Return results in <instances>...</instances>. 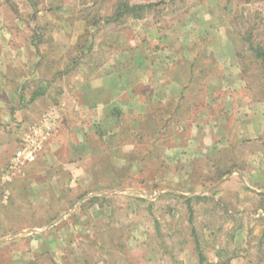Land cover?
<instances>
[{"label":"rangeland","instance_id":"374dc122","mask_svg":"<svg viewBox=\"0 0 264 264\" xmlns=\"http://www.w3.org/2000/svg\"><path fill=\"white\" fill-rule=\"evenodd\" d=\"M101 1H106V7L110 5L113 8L118 0ZM131 1L154 3L157 7L143 21L127 19L120 25L104 27L98 34L94 33L93 41L96 43L92 54H87L89 50L83 45V40L90 39L87 35L89 29L95 31L94 26L98 25H90L85 30L82 42L78 44L80 49L74 47L69 55L66 50L67 56L62 54L57 58L53 57L54 52L49 51L47 57H39L38 65L34 63L37 61L34 53L33 56L29 52L13 54L0 43V176L20 149L24 133L52 108L62 112L64 117L60 130L47 144L48 150L52 152L55 149V153L46 160L49 164L56 163V157L61 160L59 154L63 153L61 156L71 157L68 146L58 142L56 135L59 133V138L66 141L74 139L70 136L69 124L74 109L67 101L72 103L75 96V90L71 89L81 86L77 77L84 76L77 74L79 70L83 69L85 73L92 64L98 67L107 60L109 65L111 59L119 60L121 53L128 48L130 51L137 48L139 53L147 55L148 65L155 67L148 70L147 76L141 74L140 77L145 82L149 78V84L141 91L142 94L145 92L142 99L151 102L153 90H160L159 70L163 72L165 68L178 67L173 71V77H176V71L185 65L184 60L190 63L194 56H199L203 62H198L197 67L208 66V70L214 72L209 83H215V86L222 80L232 83V89L225 93L215 90V86L210 88L208 100L212 106L204 121L193 122L196 116L193 112L189 114L190 127L192 123H204L203 137L200 140L196 138V132L192 137V129L178 132L181 128H171L169 124L159 139L144 138L138 149L145 158V166L140 168L137 164L130 168L128 175H133L123 181L122 186L120 181H111V178L107 185L97 184L92 190L108 192L110 197L107 201L96 202L98 208H106L107 213L98 214L92 220L97 226L93 243L83 244L75 240L72 246L65 244L66 264H200V251L206 258L204 264L221 261L227 264H264V196L259 195L264 193V79L255 64L250 69L251 76L243 74L242 65L235 55L236 48L243 49L244 55L248 56L247 65L251 62L247 44L238 43L241 39L239 33H245L250 27L254 28L256 42L264 44V1L250 4L228 3V0ZM0 2L5 4L0 5L1 15L26 19L28 25L34 14L31 8H27L30 12L26 10L27 3L40 4V0ZM5 7L7 11H4ZM29 27V30L36 29L37 34L33 30L32 36L44 31L48 34L53 32V28L46 24ZM11 29L17 43L24 45L26 34L23 32L27 27L22 31L16 27ZM67 65L70 73L60 75L44 96L32 101V93L40 90L41 79L48 78L45 73L65 70ZM169 72L166 81L173 78ZM249 77H252L251 83L246 79ZM229 95L234 99L231 109L235 107V110L228 116L223 112L222 102ZM213 107L215 114L212 113ZM224 115L230 121L225 129L217 127L219 117ZM217 130L223 131L222 153L212 150ZM117 144L120 148L119 141ZM197 144L208 150L198 158L194 154ZM122 145L135 147V139L124 137ZM176 148H179L177 152L174 151ZM108 149L112 150L110 145ZM154 160L155 166H160L159 171L154 168ZM24 168L17 171L13 179L26 173ZM231 168L232 172L223 175L225 181L221 182L219 176ZM120 174L118 176L125 175ZM52 175L45 174L44 177L51 179ZM94 182L91 179V189ZM88 186L77 189L55 185V191L45 188L48 207L30 206L25 209L42 211L40 221L50 220L52 216L47 218V213L54 215L60 209L88 210L92 204L78 206L77 203L79 195L88 192ZM57 195L64 196L65 200L57 202ZM122 195L125 198H121ZM176 195L199 200L188 203ZM205 196L208 198H203ZM0 205L1 210L10 209V205ZM51 254V251L48 255L37 253L36 264H45ZM56 260L62 263L61 255ZM46 264L57 262L51 259Z\"/></svg>","mask_w":264,"mask_h":264},{"label":"crops","instance_id":"0c3cea01","mask_svg":"<svg viewBox=\"0 0 264 264\" xmlns=\"http://www.w3.org/2000/svg\"><path fill=\"white\" fill-rule=\"evenodd\" d=\"M1 4L5 5L0 2V5ZM105 5H107L106 1L104 2L101 0H40V4L37 5L38 7L36 4L34 5V3L28 2L26 10L28 11L27 8H31L32 14H34L32 22H30L29 25L33 27L37 25L40 27V25L46 24L48 27L53 28L52 34H48L47 31H44L37 36H32L36 29L33 28L29 30L30 27L26 19L24 21L19 17L12 19L1 15L2 6H0V43L3 45V48L4 46L5 48L7 47L13 54L20 55L24 52H29L33 56L34 53V57L37 58V61L34 63L38 65L40 63L39 57H42V55L47 57L46 55L49 51L54 52V58H57V55L62 56V54L64 57L67 56L66 50H68L69 55L70 51H72L74 47H78V44L82 42V36L85 30L88 29L90 25L92 26V19L102 18L98 26H94L96 28L95 31L89 29L90 32L87 35L90 36V39L83 40L86 43L85 46H87L89 50L87 54H92L96 43L93 39L96 34L104 27H114L115 25L122 24H108L107 18L103 17L108 15V11L110 13L112 7L110 5L106 7ZM4 11H7L6 7ZM143 20L144 19L136 21ZM12 27H16L21 31L27 27V30L23 32L26 34L24 45H19V43H17V37L15 35L12 36ZM4 31H6V33ZM35 33L37 34L36 31ZM94 33L96 34L93 35ZM30 36L32 37L30 38ZM78 48L80 49V47ZM129 51L128 48L122 52L119 60L111 59L109 65L107 60L105 64H99L98 67L92 64L89 68H84L85 73L83 69L77 72V74L84 76L77 77L81 86L79 89H71L75 90V96L72 97V103L71 101H67L69 106L72 105V110L74 109V111H71V121L69 122L71 129L70 136L74 138L71 141V146L74 148L68 151L71 157L67 158L61 156L64 154L63 153L59 154L61 160H59L58 156L56 157V163L49 164L47 162L46 158H49V156L55 153V149L51 152L47 148V144L51 140L52 135L42 143L36 160L38 165L35 163L38 167L34 164L36 173L33 177H27L28 179L25 178L27 176L25 172L15 179H13L14 177L9 179L5 173L1 174L0 203L10 205V209H0V264H36L37 253L48 255L50 251L52 252V257L48 259L49 261L53 259L57 264H66L67 255L64 257L65 254L63 252L65 244H71L72 246L75 240L84 242L83 244L93 243L97 234V226L94 225L92 220H94L95 216L98 214H106V208H98V205L94 203L88 210L60 209L57 210L54 215L47 211V218L52 216L48 221H40L39 218L41 217L42 211H39V209L26 210L25 208L30 206L48 207V197L43 191L45 188H53V191H55V185H59L60 187L65 185L68 187H76L77 189L90 185L87 188V194L83 197L80 196L79 200H77L78 206L81 204H88L93 198H100L102 201H107L110 197L108 196V192L96 193L92 191L96 189L97 182L92 183L93 188H90L92 176L89 173V169L92 168L96 162L98 165H101L99 166L100 169H108V163H100V157H108L109 155L111 156L109 159L115 161L120 167H123L127 159L123 154H132L135 149L134 146L122 145V138L133 137V129L127 131L126 122L129 121V118L142 117L146 114L151 105L157 107L162 106L165 110H170L171 107L180 105L182 100L186 98L187 95L183 94L186 89L183 81L181 82L176 78H171L169 81H166V74L172 69V67H170L165 68L163 72H161L162 70L158 71L157 79L160 90H157V88L153 90L151 94L152 101L146 102L142 99L145 93L142 94V91L145 90V85L149 84V78H147L145 82L140 78L141 74L147 76L149 73L148 70L155 67L150 66V64L148 65L146 61L147 55L142 52L139 53V49L136 48L135 51H130L131 55ZM136 59L139 61L137 62ZM70 71L71 69L67 65L65 70H50L46 72L45 75L47 76L48 74V78L41 79L42 84L40 90L36 91L34 94L32 93V101L44 96L46 90L48 91L50 87L54 85V81H56L60 75L64 76L67 73L69 74ZM216 84L218 85L215 86V83L209 84V82L206 81L204 98L201 94V96L197 98L196 104L199 105L200 108L193 112V115L196 116L193 122H202L206 118L205 115H209L210 107L208 105H212L208 100L210 88H214L215 86V90H222L224 91L223 93L232 89V83L230 82H224L222 80ZM233 100L234 99H231L230 95L226 100H223V112L226 113L223 114L230 115L233 113V109L235 110V107L231 109ZM214 101L213 99L212 103ZM203 102L204 106H202ZM183 112L184 116L179 118L174 124H171V128H181L178 132H189V130L192 129V137L195 135L194 132H196L198 136L195 135V137L200 140L203 137L204 123H192V127H190L188 120L190 118L188 116L190 113L186 112V109ZM59 113L61 117L59 123L60 127L64 116L62 112ZM172 113L174 112L172 111ZM120 114L121 118L117 117ZM225 115L219 117L220 119H218L217 127L226 128V124L230 121L228 119L229 117ZM166 116L169 118L167 114ZM160 117L161 115L158 117L159 120ZM222 132L223 131L220 132L217 130V135L214 138L216 140H214L212 144L214 145L213 151L216 150L221 153L224 151H222L223 147L221 146V138L223 137ZM61 141L66 145L69 144L67 143L69 139L66 141V139L62 138ZM118 141L120 142V148H118ZM103 144L105 145L104 148L102 147ZM108 145H110L112 150L109 151ZM177 149L179 148L174 149V151L177 152ZM206 151L208 150L204 149L201 144H197L194 151V154H196L195 157L198 158L203 156L206 154ZM41 155L44 156L40 157ZM27 164L31 166L32 163H26L25 165ZM153 165L154 168L159 171L160 166L159 164L155 166V160ZM53 170L55 171L54 173H49ZM45 174H53V177L48 179L44 177ZM19 178H25L23 181L28 187V189L25 188L26 193L21 196L18 194L16 195V193L12 194L11 190L22 181ZM223 181H225V179L222 178L221 182ZM107 184L108 182L104 184L101 183L102 186ZM120 197L125 198L123 195ZM61 199L65 200L64 196L62 198L57 195L56 201H62ZM1 206L2 205H0V208ZM60 255L62 257V263L56 260ZM48 260L45 264L49 262Z\"/></svg>","mask_w":264,"mask_h":264},{"label":"trees","instance_id":"16d2710c","mask_svg":"<svg viewBox=\"0 0 264 264\" xmlns=\"http://www.w3.org/2000/svg\"><path fill=\"white\" fill-rule=\"evenodd\" d=\"M260 1H264V0H228V3L238 2V3H243V4H250V3H255V2H260ZM156 7H157V4H154V3H138V2H133L131 0H118L116 2L115 6L113 8H111L110 13L108 11V15H106V17H103V18H107L108 24H120V23H123L127 19L142 20V19H145L148 15H151V12L156 10L155 9ZM101 20H102V18H95V20L92 21V25L93 26L98 25ZM253 30H254V28L250 27V28H248V30L245 33L240 32L239 34L241 36V39L238 40L239 44L241 41L247 44L246 51L249 53V56L252 58L251 62L248 63V65H247L246 59L248 58V56L246 55L247 56L246 57L244 55L243 49L236 48L235 49L236 50L235 55H236V58L238 59V61L242 65L243 74H247V76H251V75H249L250 69L255 64L262 71V75H263V79H264V44L256 42ZM85 44L86 43L84 42L83 45L85 46ZM192 59H193V57H192ZM194 59L190 63H188L187 60H184L183 63L185 65L179 69L180 71H176V73H177L176 77H173V74H175V72H173V71H175L178 67H172L171 66L173 69H171L169 72V74L173 78H176L181 82L183 81V83L185 84L186 89L184 90L183 94H186L187 96H186V98H184L182 100L180 105L171 107L170 110H168V109L165 110V108L162 106L157 107V106L151 105L150 108L148 109V111L146 112V114H144L142 117H138V118L137 117L136 118L130 117L129 121L126 122V126H127V131H130L133 129V131H132L133 137L132 138L135 139V149H134L133 153L132 154L129 153L128 155L124 156V157H127V159H126V162L123 165V167H117L116 162L109 159V157H111L110 155L108 157L99 155V156H101L100 157V163H102V164L108 163L111 165H110L109 169H107V168L106 169H100L99 166H101V165H98L96 162L94 164V166L89 169V173L92 176L91 179L95 180L98 184L101 185V183H103V184L107 183L112 178L111 181H120L121 186H122V182L129 180L133 175V174L128 175V171H130V168L131 169L134 168L137 164L139 165L140 168H143L146 164V163H144L145 158H144L142 152L139 151V149H138L141 147L142 140L144 138H154V137L159 139L160 136L162 135L163 131L167 130V127L169 126V124H173V123L177 122V120H179V118L184 116L183 111H185V109H186V112L191 113V112H195L196 110H198L200 108V106L197 105L195 101H197V98L200 97L201 95L204 98V95L206 92L205 91L206 81L209 82L210 75L213 74L214 72H210L208 70V66L197 67L198 62H203L201 57L194 56ZM205 63H207V62H205ZM217 73L218 72H216V74ZM246 79H247L248 83H251L252 77H249ZM32 99H33V97H32ZM202 104H203L202 106H204V102ZM208 106L211 109L212 105H208ZM172 111L175 114L172 113ZM159 113L161 115L160 120L158 118L160 116ZM212 113L215 114V108L214 107L212 108ZM166 114L168 115L169 118H167ZM186 114H188V113H186ZM117 117L121 118V114ZM60 128H61V126L58 127L57 130H60ZM57 130H56V132H57ZM58 134L56 135V137L58 138L57 141L59 142V141H61L62 138H59ZM71 141L72 140L67 141V143H69V144H67L69 149L74 148L73 146H71ZM150 153L153 154V151H150ZM155 157L160 158V156H155ZM155 159H157V158H155ZM108 161H110V162H108ZM35 163L37 164V161L32 163L31 166H28L29 164L25 165L26 168H24V170L27 173V176L25 178H27V177L29 178L31 176L32 177L34 176V174L36 173V167H38L37 166L38 164L36 165ZM34 164L36 165V167L34 166ZM114 167H115V169H114ZM216 168H217V166H216ZM232 170H233L232 168L229 170H226L224 173H222L219 176V179L222 178L223 175H225L227 173H231ZM119 172L122 174L125 173V175H124L125 177L120 176L121 174ZM118 174H120V175L118 176ZM23 180L17 184L18 186L11 189L12 194L16 193V195L18 194L21 196V195L26 193L25 188L28 189V187L25 185V182ZM44 193L46 194L45 191H44ZM86 194H87L86 192L80 194L79 198H80V196L83 197ZM259 195H260V197H262V196H264V193H260ZM177 197L184 199L188 203H191L194 200H199V198H195V197H186V196H177ZM203 198H208V196H205ZM100 201H102L100 198H93L92 200H90V202L88 204H94V203L100 202ZM262 210L264 212L263 206H262ZM197 248H198V250H200L199 247H197ZM199 258H200V264H204L206 258L203 255L202 251L199 252ZM218 264H227V263H224L223 261H221Z\"/></svg>","mask_w":264,"mask_h":264},{"label":"built area","instance_id":"2783aa9c","mask_svg":"<svg viewBox=\"0 0 264 264\" xmlns=\"http://www.w3.org/2000/svg\"><path fill=\"white\" fill-rule=\"evenodd\" d=\"M60 118L58 110L52 108L39 121L29 127L22 137L20 149L13 156V160L5 172L9 179L14 177L26 163L36 162L42 143L56 132Z\"/></svg>","mask_w":264,"mask_h":264}]
</instances>
